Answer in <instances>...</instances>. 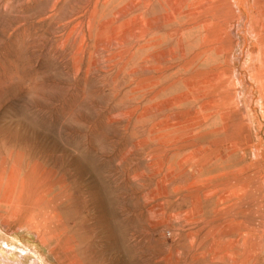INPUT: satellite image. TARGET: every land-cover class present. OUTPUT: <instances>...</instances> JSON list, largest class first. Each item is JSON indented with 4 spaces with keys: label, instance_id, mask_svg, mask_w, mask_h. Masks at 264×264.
Here are the masks:
<instances>
[{
    "label": "rangeland",
    "instance_id": "374dc122",
    "mask_svg": "<svg viewBox=\"0 0 264 264\" xmlns=\"http://www.w3.org/2000/svg\"><path fill=\"white\" fill-rule=\"evenodd\" d=\"M0 264H264V0H0Z\"/></svg>",
    "mask_w": 264,
    "mask_h": 264
}]
</instances>
